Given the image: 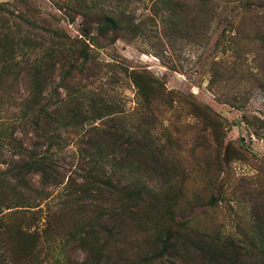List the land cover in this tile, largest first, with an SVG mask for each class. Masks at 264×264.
<instances>
[{
    "label": "rangeland",
    "instance_id": "obj_1",
    "mask_svg": "<svg viewBox=\"0 0 264 264\" xmlns=\"http://www.w3.org/2000/svg\"><path fill=\"white\" fill-rule=\"evenodd\" d=\"M0 2V133L34 138L13 126L33 65L60 83L47 96L89 109L51 149L56 183L31 175L30 190L0 191L31 202L4 211L2 264H264V0ZM92 3L120 28L87 26ZM96 108L118 112L90 121ZM100 127L119 135L99 139ZM90 146L115 160L90 162ZM15 147L0 148L10 184ZM93 166L115 173L91 177Z\"/></svg>",
    "mask_w": 264,
    "mask_h": 264
},
{
    "label": "trees",
    "instance_id": "obj_2",
    "mask_svg": "<svg viewBox=\"0 0 264 264\" xmlns=\"http://www.w3.org/2000/svg\"><path fill=\"white\" fill-rule=\"evenodd\" d=\"M202 4H206L209 0H198ZM8 11L5 4L0 2V12ZM84 18L86 19L87 26H90L93 23L97 27V31L102 34L107 33L108 31H116L120 28L121 20L117 14L109 12H101L97 3L88 4L85 6V11L83 13ZM207 18H204L206 22ZM85 22V23H86ZM90 34V31L87 32ZM87 44L84 43L79 48L73 47L71 49V56L74 60L73 67L76 68L77 64L75 63L78 58H81L82 61L88 59L89 54L87 49ZM11 66V64L6 65ZM65 66V63H61V68ZM33 73H26L28 75V90L29 94L22 98L17 103L18 115H17V124L13 125L15 127L21 128L25 134L31 133L34 138H30L29 146L27 142V137L25 138V143H21L22 139H19L16 136L5 135L0 133V148L2 147L3 142H6L9 146L15 145V148H19V154L21 155V164L18 166H11V170L14 167L17 169L16 172H13V178L17 183L10 184V181L2 173H0V191L5 188L13 189L15 186H20L22 188L31 189L29 184V179L27 176L39 175L41 178L42 184H52L56 183L58 176L57 165L53 160V151L52 147H57L61 140L60 133L70 130L80 129L82 124L89 119H85L86 111L89 109L84 107V105L76 102L73 98L72 93H67L64 96L60 95L58 92L57 96L50 97L47 96L44 92L51 90L53 88H58L60 83H52L51 80H47L45 74L46 67L35 66L32 68ZM71 68H68L64 71V76L67 77L70 74ZM131 79L134 84L140 89L142 87H147L152 92L151 84L153 78L151 76L138 77L137 72L132 70L130 72ZM74 77V75H73ZM146 79V81L141 79ZM145 83V84H144ZM83 87V86H82ZM55 90V89H54ZM117 110L114 109H97L93 113L94 116L90 121H95L96 119H101L106 115H111L117 113ZM119 115V114H118ZM88 121V122H90ZM96 135L99 139L105 137L106 134L119 135L118 131H106L102 127L94 129ZM12 143V144H11ZM25 144V145H24ZM58 148V147H57ZM91 148V149H90ZM87 150L88 156L90 157V162L94 164L97 163L99 159L101 160H115L113 159L114 154L112 152L104 154L98 149L95 150V146H90ZM2 162V161H1ZM106 162V161H105ZM4 163V162H2ZM110 164V163H109ZM109 166H113L112 164ZM91 177H96L97 175H113L115 172L106 170L97 169L93 166L90 169ZM22 174V176H21ZM17 178H16V177ZM109 181L105 182L107 188H112V178H107ZM21 180L20 183L18 181ZM18 197V196H17ZM16 198L10 199L9 195L3 196L0 194V222L6 219L10 213L4 212L6 209L20 206L22 208H29L31 202L28 200L24 205H16ZM0 264L1 259H0Z\"/></svg>",
    "mask_w": 264,
    "mask_h": 264
}]
</instances>
